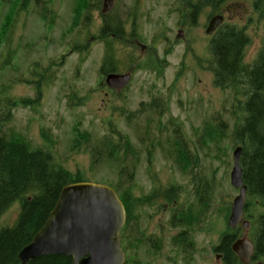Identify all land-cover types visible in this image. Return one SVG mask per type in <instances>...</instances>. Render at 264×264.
I'll return each mask as SVG.
<instances>
[{
	"label": "rangeland",
	"instance_id": "obj_1",
	"mask_svg": "<svg viewBox=\"0 0 264 264\" xmlns=\"http://www.w3.org/2000/svg\"><path fill=\"white\" fill-rule=\"evenodd\" d=\"M88 1L87 6L80 3L77 20L75 0L0 2V33L10 18L7 32L0 35V89L6 88L17 102L5 131L24 139L31 149L49 152L58 166L79 173L85 182L121 190L127 184L134 197L150 191L157 195L174 185L179 199H187L193 210L205 203L209 249L203 254L204 264H218L213 249L221 237L235 233L252 240L264 206L248 198L244 220L252 229L246 233L228 228L231 204L238 195L230 185L236 148L230 133L239 111L232 116V97L213 86L206 14L200 13L195 25L180 30L187 19L173 12L174 0H114L118 17L133 11L136 20L132 23L128 16L125 35L108 46L100 34L103 0ZM227 7L225 23L245 29L250 39L244 55L248 65L261 47L263 30L255 23L250 0L239 5L229 1ZM105 44L114 57V72L131 75L125 89L111 91L105 85L100 73ZM217 123L223 128L226 124L223 139L204 144V126ZM178 135L191 161L184 169L173 161L170 142ZM118 136L130 141L135 160L127 158L124 168L115 160H103L91 171L90 152L106 155L102 143H115ZM122 169L125 173L119 176ZM141 207L145 214L154 210ZM18 214L14 204L0 225L12 226ZM252 263L264 264V257Z\"/></svg>",
	"mask_w": 264,
	"mask_h": 264
},
{
	"label": "trees",
	"instance_id": "obj_2",
	"mask_svg": "<svg viewBox=\"0 0 264 264\" xmlns=\"http://www.w3.org/2000/svg\"><path fill=\"white\" fill-rule=\"evenodd\" d=\"M209 1L213 4L218 0ZM83 5L84 3H81V6ZM9 22L8 17L0 35L7 32ZM116 29L112 32L114 36H119V29ZM100 33L104 38V27ZM249 45L250 39L245 29L225 23L207 46L208 65L213 86L228 91L232 97L231 115L237 116L239 111V116L231 127L230 139L232 147L241 148L239 165L242 182L247 189L246 198H255L257 204L264 206V39L256 58L246 65L244 55ZM114 64V57L107 51L100 70L101 75L112 72ZM6 91V88L0 89V219L14 204L18 205L19 214L12 226L0 225V264H20L17 259L19 252L43 226L61 190L69 184L84 180L79 173L73 174L58 166L49 152L31 149L24 139L11 136L5 131L11 120V109L17 104ZM21 104L25 105L24 102ZM225 126L226 124L224 128ZM224 128L218 123L205 125L202 132L203 143L220 142L224 137ZM106 144L102 143L106 155L103 151L97 152V155L90 152L91 171L103 160H115L121 168H124L127 158L135 160L136 155L127 138L118 136L115 143L107 141ZM170 144L173 161L180 169L187 168L191 161L183 139L178 135ZM120 171L119 176L125 173L123 169ZM112 188L122 201L120 187ZM246 206L247 202L244 213ZM252 237L255 245L252 261H257L264 257V215L258 216V227ZM233 240L231 234L223 236L220 240V248L226 245L225 253L227 251L228 255H231L229 247ZM220 248L215 251L219 252ZM69 263V258L54 255L37 258L27 264Z\"/></svg>",
	"mask_w": 264,
	"mask_h": 264
},
{
	"label": "flooded vegetation",
	"instance_id": "obj_3",
	"mask_svg": "<svg viewBox=\"0 0 264 264\" xmlns=\"http://www.w3.org/2000/svg\"><path fill=\"white\" fill-rule=\"evenodd\" d=\"M104 1L99 10L102 21L100 31L104 27V38L108 40L107 45L110 46L113 39L123 38L122 34L125 35L124 28L128 16L132 19V23L136 19L133 11H130L128 15L121 12L118 17L113 7L114 0L111 1L108 10L103 12ZM229 1H234L239 5L242 0ZM229 1L218 0L211 4L209 0H174L173 12L179 13L184 21L187 19L185 23L182 21L180 30L188 25H195L200 13L206 14L208 25L213 17H223L224 13H229V7H227ZM88 2V0H75L76 5L73 12L76 20L81 15V12H78L80 3H85L87 6ZM250 2H252L255 23H260L263 30L262 43L264 39V0H250ZM121 15H125V18L121 19ZM224 23L225 18L223 17ZM116 28L119 29V36H114L112 32L113 29L117 30ZM215 33L216 31L208 37L209 42ZM178 35L179 37L182 36L183 32L179 31ZM132 39L135 45H139L137 39ZM107 45L106 50L109 52ZM109 74L117 73L114 72L113 68V71L106 75ZM178 195L174 185L171 190L168 189L157 195L150 191L143 197H134L127 184L122 187L121 198L125 221L120 230V246L124 256V264H192L195 260L204 264L203 254L209 249L208 240L206 236L204 237V228L207 223V205L203 203L201 208L198 207L193 210V207L187 203V199H179ZM143 205H146L147 209L154 210L145 214L141 209ZM236 228L239 230L240 227L237 226ZM200 235L202 236L201 239H199ZM232 236L234 240L229 247L231 255L226 254L227 251L225 253L226 245L220 248V242L213 249L218 264H241L232 250V245L240 238L235 233ZM216 248H220L218 249L219 252L215 251ZM250 264L253 263L250 262Z\"/></svg>",
	"mask_w": 264,
	"mask_h": 264
},
{
	"label": "water",
	"instance_id": "obj_4",
	"mask_svg": "<svg viewBox=\"0 0 264 264\" xmlns=\"http://www.w3.org/2000/svg\"><path fill=\"white\" fill-rule=\"evenodd\" d=\"M111 1H104L103 12ZM222 22L221 16L213 17L205 34L211 35ZM129 81L128 74H109L105 78V84L114 90L126 87ZM240 156L241 148L236 147L230 185L238 190V195L232 201L227 224L232 229L240 225L247 233L249 223L243 221L247 189L242 182ZM124 221L123 205L112 188L88 182L69 184L61 190L43 226L19 252L18 262L27 264L37 258L59 255L69 258L70 264H124L119 239ZM232 250L241 264H249L254 246L244 236L232 245Z\"/></svg>",
	"mask_w": 264,
	"mask_h": 264
}]
</instances>
